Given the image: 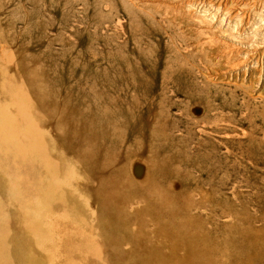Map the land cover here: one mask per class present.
<instances>
[{"label": "rangeland", "instance_id": "obj_1", "mask_svg": "<svg viewBox=\"0 0 264 264\" xmlns=\"http://www.w3.org/2000/svg\"><path fill=\"white\" fill-rule=\"evenodd\" d=\"M263 10L264 0H0V116L18 129L11 143L0 139L6 264H24L28 232L41 264H116L117 255L183 264L173 250L187 242L158 221L170 212L167 197L199 237L236 217L264 236V50L248 45ZM83 121L119 157L138 152L129 177L158 182L159 194L96 167ZM23 131L45 143V164L63 157L61 180L108 215L115 252L60 213L35 216L49 176L23 153ZM72 133L92 140L68 139V150L60 136ZM111 136L119 137L109 144Z\"/></svg>", "mask_w": 264, "mask_h": 264}, {"label": "bare ground", "instance_id": "obj_2", "mask_svg": "<svg viewBox=\"0 0 264 264\" xmlns=\"http://www.w3.org/2000/svg\"><path fill=\"white\" fill-rule=\"evenodd\" d=\"M187 5L188 3L186 4V6ZM262 24H264V10L262 13L257 15L251 26H249V33L252 37V42L248 45H262V48L264 50V30H262V28L260 27ZM245 52L243 54H245ZM262 53L264 54V52ZM254 62L256 64V61ZM244 65H246V63ZM69 118L71 119L70 116ZM72 120L71 122H73ZM74 122L76 123L75 119ZM77 123H80V121H78ZM83 123L85 125V127L83 128L91 130V133L89 135L93 134L94 140H92L91 136L83 137L73 133L67 135L64 134L60 136L61 144L63 145V147L68 146L66 148L68 150L70 149L71 145L67 143L68 139H73L72 141H74L77 138H82L84 142L80 143V147L86 146L85 142L87 139L92 140L95 148H93V150L90 149V152H92L90 158H96L99 156L97 163L94 160L96 167L101 168L100 170L102 171H107V173H112L110 174L112 176L123 177L125 174L128 182L131 185H138L141 190L147 189V191H152V188H155V190L158 191L159 194L161 186L160 184H158V182L151 183L149 182V179H143V181H141L135 180L133 178L131 179L129 177V173L127 171V161L132 156L136 155V157H138V152L132 153L128 152V150L125 149L122 151V155H120L119 157L116 152L112 150L113 146H116V144L113 143L111 144V146H109L105 143V141L100 139L101 137L97 136L96 131L100 128L93 126L94 124L92 125L89 122L83 121ZM12 124L13 120L10 117H4L3 115L0 116V139H2V141H5L6 143H11V141H13L18 134V129L16 130L15 127L13 128ZM64 127L67 128L66 126ZM107 133L111 135L112 131L107 129ZM36 135L37 134L32 133V131H26V133L23 131V136L31 139V142L25 147V149H23V153L36 160L41 159L44 161L46 173L49 176V180L46 181L45 185L39 191V195L36 198V206L34 207L32 212L36 217L40 216L44 211L48 210L53 213H60L63 216L76 221L83 233H87L90 236L92 235V237L97 236L105 243H108L107 245H109L110 243L113 244V242L109 243V241H112L111 234L113 230H111L112 224H110L111 221L109 220L108 215L105 212L103 213L102 210H99V205L96 201L93 202L91 199H89L88 193L77 190V193L79 194H74V191H72L68 187V185H66V183L61 180L60 174H57L56 171H58L59 167L62 168L64 167V165H66L63 157L57 156L58 158L54 159L52 164H45V160L42 154L43 152L49 153V151L46 150L47 146L45 145V143H42L41 139ZM64 136L67 138L66 140H64ZM111 137L113 138V140L109 142V144L114 142V139L118 140L119 136H116L115 138L114 136ZM248 150L250 151V149ZM135 160L137 161V159ZM146 167H150V165ZM148 170H150V168ZM149 174L150 173L148 172V175ZM81 177L83 176H76L77 179ZM101 183L107 187V183H105L104 181ZM144 196L145 201H148L149 198L146 195ZM165 200L170 202L167 204L170 212L168 211V213L164 214L162 216V219L158 218V221L162 223L161 231H163L164 233L167 232L169 235L181 238L187 242V251L181 252V250H179L178 248H175L173 250L179 260H183V264H264V236L262 235V233H258L255 226L250 222H241L247 221L246 219L240 220L238 217H236L235 219H233L231 223L232 225L229 227H226L225 225H219L216 223V221H212L211 223L213 224V226L208 230L206 229V236L199 237L194 232V230L191 231L187 224H181V218L179 217L181 213L180 208L179 206L174 204V198L167 197ZM132 215H137V212ZM26 238L29 241L31 248L28 250L29 253H27V256L25 257L24 264H35V262L38 261V256L36 249H33L32 245L33 235L28 232L26 234ZM10 245H12V243H10ZM110 248L114 249L113 252H115L114 244L111 245ZM2 249V251L0 250V254L2 255L0 256V264H6L11 250L7 248V244ZM99 252L101 251H96V253L101 257L103 254ZM114 255L116 256L117 253ZM104 256L105 255H103L102 257ZM115 263L132 264L123 261L118 257V255L115 258ZM38 264L41 263L39 262Z\"/></svg>", "mask_w": 264, "mask_h": 264}]
</instances>
